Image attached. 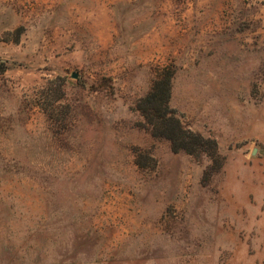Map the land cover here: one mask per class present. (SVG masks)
<instances>
[{"label":"rangeland","instance_id":"rangeland-1","mask_svg":"<svg viewBox=\"0 0 264 264\" xmlns=\"http://www.w3.org/2000/svg\"><path fill=\"white\" fill-rule=\"evenodd\" d=\"M0 264H264V0H0Z\"/></svg>","mask_w":264,"mask_h":264},{"label":"trees","instance_id":"trees-1","mask_svg":"<svg viewBox=\"0 0 264 264\" xmlns=\"http://www.w3.org/2000/svg\"><path fill=\"white\" fill-rule=\"evenodd\" d=\"M168 93H169V76L164 74L160 76V79L154 82L147 96L144 98V101L153 100L156 96L159 98L161 97L162 99L163 96V104L166 107L168 100ZM161 124L164 130L163 133L164 137L171 140L172 143L177 138L178 133L184 131L182 124L180 123L178 118L174 116L173 113L165 114L163 116ZM189 135H190L188 139L189 141L181 145L180 148L186 152L192 153L193 149L191 148L192 146H194L195 142L192 138V134L190 133ZM195 137H200V135L195 134ZM174 148L176 150L178 147L175 146Z\"/></svg>","mask_w":264,"mask_h":264}]
</instances>
